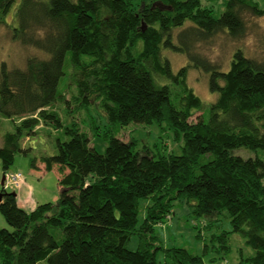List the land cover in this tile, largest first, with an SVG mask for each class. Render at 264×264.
I'll return each instance as SVG.
<instances>
[{"label":"trees","instance_id":"obj_1","mask_svg":"<svg viewBox=\"0 0 264 264\" xmlns=\"http://www.w3.org/2000/svg\"><path fill=\"white\" fill-rule=\"evenodd\" d=\"M210 1L0 0V26L37 52L20 65L0 64V113L20 121L0 147L4 171L27 152L20 142L25 131L36 135L41 120L63 127L50 107L60 96L68 56L79 74L75 107L95 96L109 124L105 152L73 121L65 128L69 139L44 157L47 168L59 171L56 202L27 211L16 194L1 190L0 209L12 230H0V264H224L159 240L156 225L182 201L204 218V228L229 215L232 230L213 238L218 249L230 253L229 235L238 233L255 251L230 264H264V158L258 155L264 151V59L237 47L224 69L195 48L217 35L243 39L264 8L257 0H225L217 16ZM164 48L189 63L174 70ZM191 68L210 74L216 100L208 119L188 83ZM131 123L171 129L175 141L183 140L182 152H166L164 145L158 153L137 150L135 139L125 141L110 127ZM134 236L138 247L131 249Z\"/></svg>","mask_w":264,"mask_h":264},{"label":"rangeland","instance_id":"obj_2","mask_svg":"<svg viewBox=\"0 0 264 264\" xmlns=\"http://www.w3.org/2000/svg\"><path fill=\"white\" fill-rule=\"evenodd\" d=\"M257 1L264 8V0ZM224 2L225 0H215V3H213L217 16L223 13L225 9ZM204 3L211 5L210 0H204ZM8 20L12 22L13 13L10 14ZM248 28L247 35L241 40L234 41L228 39L224 34L217 35L210 41L198 42L195 48L209 60L220 63L224 69H228L233 51L237 47H242L250 56L264 59V17L251 19ZM8 30L6 26H0V64L6 61L10 65H20L24 62L27 55L37 53L35 49H26L19 42L12 40ZM162 56L163 58H169L176 71L189 63L185 55L175 52L171 48H164ZM209 76L210 74L193 68L189 70L188 74L189 85L204 102L202 113L206 119L209 118L212 102L216 100V95L209 89ZM78 77L79 74L77 75V70L69 61L68 56L65 64V75L59 87L60 96L50 107V109L58 112L63 127L57 128L52 123L41 120V123L36 128V135L29 136L27 131L23 133L20 142L22 148L26 149L27 152H18L15 155L13 165L7 170L23 174L24 181L20 186L8 185L6 187V183H2L5 171L0 159V191L15 193L18 202L27 211L33 210L38 204L56 202L58 200L61 192L59 171L55 166L47 168L44 157L58 152V140L65 141L69 139L65 128L71 126L73 121L78 123L82 131L89 134L92 145L99 152H105L107 147L108 139L105 136V131L109 124L100 100L95 99L94 96L84 107L80 109L77 106L75 107V96H79ZM175 94L176 92L173 96H176ZM77 100L76 105L78 104ZM200 113L201 111H196L193 115V120ZM19 122L18 118L12 119L0 113V138H2L0 146L4 143V135L7 132L15 131ZM95 126L99 127L98 130L95 129ZM110 127H112V131L116 136L125 141L135 139L137 141V150L149 149L153 153H158L159 147L163 149L164 145L166 152H182L180 146L183 140L175 141L171 129H160L155 124L144 125L136 123L126 126L110 125ZM240 153L246 157L255 155L250 150H241ZM258 155L264 158V151H259ZM33 163H38L39 167H36ZM142 217L143 212H140V221ZM205 222L204 218L195 217L191 212V207L182 201L176 204L174 213L168 216L165 223L156 225L155 233L165 248L184 246L193 253L202 255L207 262L210 259H215L217 262L230 264L242 261L255 253L254 249L246 243V239L238 233H230L229 235V243L232 246L230 253L226 254L218 249L220 244L214 242L213 238L223 233V231L232 230L228 214L220 215L219 219L214 221L213 225L208 228H204ZM0 230L9 233L12 230L1 209ZM128 247L131 249L138 247L137 236L132 238ZM158 259L163 261V250L159 251ZM244 262L245 264H252L248 260ZM40 264L47 263L41 262Z\"/></svg>","mask_w":264,"mask_h":264},{"label":"built area","instance_id":"obj_3","mask_svg":"<svg viewBox=\"0 0 264 264\" xmlns=\"http://www.w3.org/2000/svg\"><path fill=\"white\" fill-rule=\"evenodd\" d=\"M5 182L6 183V187L8 185H13V186H20L23 181H24V176L21 172H10V171H6L5 172Z\"/></svg>","mask_w":264,"mask_h":264},{"label":"water","instance_id":"obj_4","mask_svg":"<svg viewBox=\"0 0 264 264\" xmlns=\"http://www.w3.org/2000/svg\"><path fill=\"white\" fill-rule=\"evenodd\" d=\"M5 182V176L3 177V180H2V183L4 184ZM13 193V192H12ZM5 194L4 191H0V203L2 202V199H3V195ZM15 194V193H14Z\"/></svg>","mask_w":264,"mask_h":264},{"label":"crops","instance_id":"obj_5","mask_svg":"<svg viewBox=\"0 0 264 264\" xmlns=\"http://www.w3.org/2000/svg\"><path fill=\"white\" fill-rule=\"evenodd\" d=\"M3 140H4V139H3ZM0 142H2V138H0ZM0 147H1V146H0ZM36 167H39L38 163H36ZM60 188H61V187H60ZM18 203H19V202H18ZM37 204H38V202H37ZM37 204H36V205H37ZM19 205H20V203H19ZM36 205H35V206H36ZM20 206L23 207L22 205H20ZM23 208H24V207H23Z\"/></svg>","mask_w":264,"mask_h":264}]
</instances>
